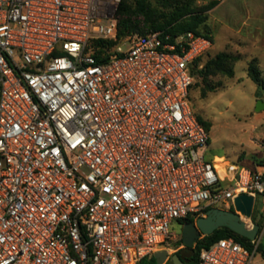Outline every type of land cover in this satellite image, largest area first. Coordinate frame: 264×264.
I'll return each mask as SVG.
<instances>
[{"label": "built area", "instance_id": "2783aa9c", "mask_svg": "<svg viewBox=\"0 0 264 264\" xmlns=\"http://www.w3.org/2000/svg\"><path fill=\"white\" fill-rule=\"evenodd\" d=\"M119 3L0 0V264H138L161 251L168 264L173 221L241 194L264 214V172L219 173L189 105L209 39L133 34L105 62L86 53L116 38ZM251 242L219 239L194 264H251Z\"/></svg>", "mask_w": 264, "mask_h": 264}, {"label": "rangeland", "instance_id": "374dc122", "mask_svg": "<svg viewBox=\"0 0 264 264\" xmlns=\"http://www.w3.org/2000/svg\"><path fill=\"white\" fill-rule=\"evenodd\" d=\"M208 1L200 0L197 4L204 5ZM218 1L201 28L202 33L211 38L212 48L199 65L203 67L220 53L232 55L237 58L233 64V76L213 75L206 81L195 77L188 96L189 105L195 117L209 125L207 158H214L219 164L227 162L228 165L247 168L264 166V110L256 111L257 101L264 102V90L247 77L252 60L256 61L254 64L264 77V0ZM127 48L125 45L123 50ZM209 88L214 90L209 91ZM226 169L222 167L223 171ZM260 203L257 196L252 215L245 221L251 227H259L253 241L254 245L264 247V219L260 218ZM227 206L219 203L214 208L233 210L231 202H227ZM182 226L181 221H173L174 241L159 248L182 249V245L177 246L181 241ZM168 264H172L170 260ZM251 264H264L258 252L252 257Z\"/></svg>", "mask_w": 264, "mask_h": 264}, {"label": "trees", "instance_id": "16d2710c", "mask_svg": "<svg viewBox=\"0 0 264 264\" xmlns=\"http://www.w3.org/2000/svg\"><path fill=\"white\" fill-rule=\"evenodd\" d=\"M200 0H120L115 15L117 27V35L115 39H92L86 46V53L92 55L97 62L102 63L108 60L113 52V48L117 46L122 39L133 34L146 36L155 32H162L164 35H170L175 38L184 33H193L197 36H203L210 39L206 34L202 33L201 28L204 26L208 18V13L218 4V0H209L204 5H198ZM202 58L195 61L198 66ZM237 58L225 53H220L214 58L208 60L201 69H195L192 73L193 78H201L203 81L208 80L213 75L233 76V64ZM252 60L248 66L247 77L256 85L264 90V77L261 71ZM194 86H191V89ZM190 89V90H191ZM214 88H209V91ZM205 97V93L203 95ZM197 120L208 130V124L204 123L199 117ZM211 208H207L205 214ZM229 211H233L230 209ZM199 218V217H197ZM187 217L181 221L182 224L194 223L195 219ZM260 218L264 219V214L260 213ZM233 237L237 242L245 247L252 249L251 240L246 239L232 232L228 228H220L215 230L211 235L202 236L196 243L186 252L188 255L183 260L185 264H194L197 261L199 252L202 248H207L222 238ZM180 249L175 254L181 256ZM262 259L264 260V247L258 245L256 248ZM185 253V252H184ZM138 264H156L153 257L144 259Z\"/></svg>", "mask_w": 264, "mask_h": 264}, {"label": "water", "instance_id": "95a60500", "mask_svg": "<svg viewBox=\"0 0 264 264\" xmlns=\"http://www.w3.org/2000/svg\"><path fill=\"white\" fill-rule=\"evenodd\" d=\"M264 110V102L257 101L256 111ZM264 181V176H263ZM233 211L222 209H210L205 214L195 220L194 223H185L181 229V241L177 246L182 245L183 250L181 256L177 254L171 255L169 260L172 264H185L184 257L190 253V248L202 236L211 235L215 230L220 228H228L237 235L249 240H254L259 227L254 225L251 229H247L245 220L252 215L254 199L252 196L241 194L234 200ZM185 252V253H184ZM167 252L161 251L153 255L156 264H164L167 259Z\"/></svg>", "mask_w": 264, "mask_h": 264}, {"label": "crops", "instance_id": "0c3cea01", "mask_svg": "<svg viewBox=\"0 0 264 264\" xmlns=\"http://www.w3.org/2000/svg\"><path fill=\"white\" fill-rule=\"evenodd\" d=\"M217 7V6H216ZM215 7V8H216ZM211 162H213V164L215 165V167L219 170V172L220 173H223V170H222V167H224L225 165H228V163L227 162H223L222 164H219V163H216V161L214 160V158L213 159H210V158H208ZM244 167V166H243ZM221 168V169H220ZM247 168V167H246ZM248 169H251V170H257V171H260V172H264V166H259V167H256V168H248ZM261 212V211H260ZM173 249V248H172ZM172 249H170V250H172ZM181 248H174L173 250L175 251V250H180ZM176 252V251H175ZM175 252L173 253V254H175ZM172 254V255H173Z\"/></svg>", "mask_w": 264, "mask_h": 264}, {"label": "bare ground", "instance_id": "6f19581e", "mask_svg": "<svg viewBox=\"0 0 264 264\" xmlns=\"http://www.w3.org/2000/svg\"><path fill=\"white\" fill-rule=\"evenodd\" d=\"M245 223H246L247 229H251V226L249 225V223H247L246 221Z\"/></svg>", "mask_w": 264, "mask_h": 264}]
</instances>
